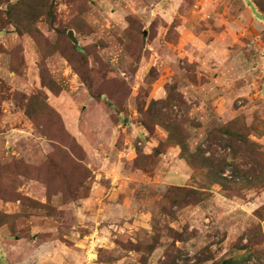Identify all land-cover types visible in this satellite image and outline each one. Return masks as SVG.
I'll use <instances>...</instances> for the list:
<instances>
[{"label": "rangeland", "instance_id": "1", "mask_svg": "<svg viewBox=\"0 0 264 264\" xmlns=\"http://www.w3.org/2000/svg\"><path fill=\"white\" fill-rule=\"evenodd\" d=\"M257 1L0 0V264H264ZM242 4L229 117L202 88ZM238 117L258 150L235 158L218 131Z\"/></svg>", "mask_w": 264, "mask_h": 264}, {"label": "crops", "instance_id": "2", "mask_svg": "<svg viewBox=\"0 0 264 264\" xmlns=\"http://www.w3.org/2000/svg\"><path fill=\"white\" fill-rule=\"evenodd\" d=\"M240 6L242 18L239 19L235 18L236 16H231L233 19L220 20L216 26L221 28V30H218L216 35L211 36V38L216 37V44L219 46V50H217L219 59L223 60V62L227 61L225 62L226 64L223 63L224 67L220 70L218 77V82L222 81L225 83H223V87L220 89H211L212 86L202 88V92L205 93H208V90L218 91L217 95L220 93V97L216 99V104L219 109L221 108V111L229 115V117L232 115L231 109L233 108V102L236 99V92L232 91L230 84H236L240 75L236 60L240 58V53H242V51L239 50L240 48L237 44L243 43L241 42L242 35L239 32L240 30H244V35H252L256 32L258 27L257 21L253 19H244L245 15L248 18V14L250 15V13L254 11L253 8L249 6L247 7L243 4ZM227 82L230 84L228 85ZM211 98L213 100L214 97ZM202 100L204 99L202 98Z\"/></svg>", "mask_w": 264, "mask_h": 264}, {"label": "trees", "instance_id": "3", "mask_svg": "<svg viewBox=\"0 0 264 264\" xmlns=\"http://www.w3.org/2000/svg\"><path fill=\"white\" fill-rule=\"evenodd\" d=\"M257 5L264 11V0H258ZM170 131H172V130H170ZM218 132L222 136L221 138L228 139L227 141L225 139L224 140L226 142H228V144L230 146L229 148L232 149V153H233V156H235V158L238 157L239 153L243 152L240 149H235V148H237L235 144L238 142H240V143L242 142L247 146V148H245V150H249V149L251 150V147L252 148L255 147L258 150L257 144L253 143L251 145L249 143L250 142L249 137L252 133V130H250L249 127L247 126L246 120L244 117H238V118L234 119L233 121L225 124ZM259 135L263 136L264 130H263V132L259 133ZM180 145L183 148L182 154L184 156H186L188 154L186 146L184 144L183 145L180 144ZM244 158H245V154H244ZM207 163H208L207 168L212 169L213 171L215 170L213 172V175L218 177L217 179H219V182H220V180H222L223 182L227 181L224 177H222V174L224 175V172L226 170L225 169L226 165L219 166L218 164H215L212 160H208ZM227 164L229 165L230 163H227ZM230 165L233 166L235 171L238 170V167H237V165H235V163H231ZM247 174L248 173H246L245 175H247ZM262 184L264 185V181L262 182ZM221 264H232V263L230 261H225Z\"/></svg>", "mask_w": 264, "mask_h": 264}, {"label": "water", "instance_id": "4", "mask_svg": "<svg viewBox=\"0 0 264 264\" xmlns=\"http://www.w3.org/2000/svg\"><path fill=\"white\" fill-rule=\"evenodd\" d=\"M69 38L77 45L78 44V41L77 39L75 38L74 36V31H70L69 32Z\"/></svg>", "mask_w": 264, "mask_h": 264}]
</instances>
